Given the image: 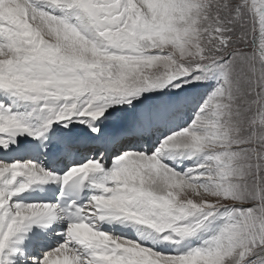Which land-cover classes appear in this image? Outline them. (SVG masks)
Masks as SVG:
<instances>
[{
	"label": "snow or ice",
	"instance_id": "1",
	"mask_svg": "<svg viewBox=\"0 0 264 264\" xmlns=\"http://www.w3.org/2000/svg\"><path fill=\"white\" fill-rule=\"evenodd\" d=\"M0 264H264V0H0Z\"/></svg>",
	"mask_w": 264,
	"mask_h": 264
}]
</instances>
